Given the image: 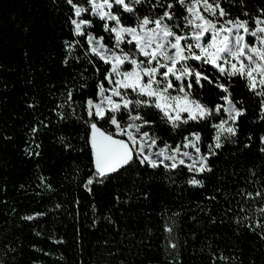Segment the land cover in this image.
I'll return each instance as SVG.
<instances>
[{
  "label": "trees",
  "instance_id": "16d2710c",
  "mask_svg": "<svg viewBox=\"0 0 264 264\" xmlns=\"http://www.w3.org/2000/svg\"><path fill=\"white\" fill-rule=\"evenodd\" d=\"M153 2L137 6L138 14H149ZM244 4L249 12L264 8V0ZM231 10L239 14L238 0ZM70 14L65 0H0V264H264L262 230L236 223L238 216L259 218L254 209L264 206V195L245 203L239 194L240 189L264 194L260 97L242 78H233L238 85L230 88L233 99L246 111L237 121L236 142L225 140L209 160L212 172L198 177L203 188L184 182L191 175L186 171L168 179L162 171L141 168L93 184L89 192L82 186L90 165L81 151V124L67 106L57 107L67 89L96 79L79 48L68 55L64 41L82 39L71 33ZM121 18L126 24L135 20L129 14ZM92 19L89 30L97 31ZM98 34L108 42L106 34ZM77 55L79 61L72 58ZM192 93L202 103H223L217 90L194 86ZM53 109L63 111L65 119ZM33 126H38L35 135ZM143 130H154L169 143L200 132L202 152L214 135L196 121L175 131L163 124ZM29 215L34 218L25 219ZM172 220L169 234L164 225Z\"/></svg>",
  "mask_w": 264,
  "mask_h": 264
},
{
  "label": "snow or ice",
  "instance_id": "6c2138e0",
  "mask_svg": "<svg viewBox=\"0 0 264 264\" xmlns=\"http://www.w3.org/2000/svg\"><path fill=\"white\" fill-rule=\"evenodd\" d=\"M65 2L70 6L71 33L82 38L64 41L68 55L79 48L96 74L91 85L67 89L64 103L57 106H67L69 115L82 127L81 151L90 165L82 186L91 192L93 184H104L129 170L148 168L162 171L168 179L175 172L186 171L191 175L184 182L203 188L204 180L198 177L212 172L209 160L225 140L236 142L232 137L238 131L237 121L246 111L237 107L242 101L233 99L230 88L238 86L233 78H242L245 87L260 97L259 118L264 120V8L249 12L244 10V0H238L239 14L233 15L231 8L237 0H154L149 14L140 15L137 6L146 0ZM122 14L134 17V23H124ZM92 18H96L97 31L89 30L93 28ZM98 32L106 34L108 42ZM128 45L131 49L126 51ZM72 58L79 61L80 55ZM64 63H68L67 57ZM98 65H103V72ZM194 86L200 91L217 90L223 103H202L192 93ZM82 89L88 91L81 95ZM53 111L65 119L63 111ZM213 118L215 123H211ZM189 121L203 122L214 130L211 142L204 145L206 151L201 150L200 132H188L179 142L169 143L154 130H143L163 124L175 131ZM30 131L35 135L38 126ZM259 139L264 144V134ZM259 150L264 152V147ZM239 194L246 197L245 203L264 195L244 189ZM241 211H245L242 205ZM254 211L259 218L238 216L236 223L247 221L253 230L261 229L264 238V206ZM175 223H165L164 230L171 234ZM168 245L177 247L171 238Z\"/></svg>",
  "mask_w": 264,
  "mask_h": 264
},
{
  "label": "rangeland",
  "instance_id": "374dc122",
  "mask_svg": "<svg viewBox=\"0 0 264 264\" xmlns=\"http://www.w3.org/2000/svg\"><path fill=\"white\" fill-rule=\"evenodd\" d=\"M198 63V62H197ZM238 107V106H237Z\"/></svg>",
  "mask_w": 264,
  "mask_h": 264
}]
</instances>
